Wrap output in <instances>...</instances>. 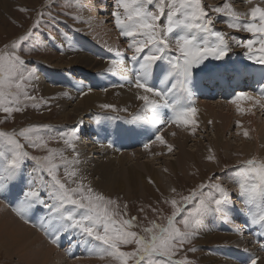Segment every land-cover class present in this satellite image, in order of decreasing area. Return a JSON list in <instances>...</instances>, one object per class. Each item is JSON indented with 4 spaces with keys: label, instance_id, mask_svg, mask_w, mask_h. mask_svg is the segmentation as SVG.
Masks as SVG:
<instances>
[{
    "label": "rangeland",
    "instance_id": "1",
    "mask_svg": "<svg viewBox=\"0 0 264 264\" xmlns=\"http://www.w3.org/2000/svg\"><path fill=\"white\" fill-rule=\"evenodd\" d=\"M1 1H0V29H1L0 30V57L6 56L8 52L10 51V49L6 48L5 45H11L13 42L17 41L19 37L24 36V35H27L28 39L21 42L20 48H17L14 50L15 53L19 55L23 61L26 62L25 69L22 70L24 73V79L18 80V78L15 76L11 78H7L6 76H0V79L5 81L2 91H4L5 93H10V95H8L7 97L9 101L7 106L12 107L14 109L11 113H6L2 109H0V133H7L9 135H12L14 133L18 134L22 129H26L31 126H40L37 128L35 133H30L29 135L32 137L33 140H36L37 142H42L44 146L32 147L29 145L28 140H26L24 137L16 135L15 138L18 139V141L22 145H24L23 150L27 151L30 157H40V158L49 156L50 155L49 150H51V152L54 154L53 162L61 166L57 172V176L62 182L66 184L67 187L74 188L82 184L85 186V188L91 187L94 193L102 194L106 199L115 201V204L108 205L109 210L114 211L116 213L114 218L117 221H121L125 219L133 220L134 218L132 226L131 227L125 226V229L128 231H133L137 233V235L145 237L146 239H150L153 234H159L160 227H157V226L168 227V220L169 218L172 217L173 212L176 211L177 208H181L183 209V211H181V213L175 217V219L173 220V226L180 229L181 231H185L183 221L184 219L188 217L187 209H191L192 205L191 204L186 205L183 198L186 196H192L193 193L196 194V202H198L201 199H204L209 193L216 195L218 198V193L215 189V185H221L222 187L227 189L228 192L230 193V200L232 199L234 201L233 203H231V201L229 200V204L232 206L231 216L234 215L236 218L227 219V218H224V215L222 218V216L219 214L205 216L202 219L200 227L196 231V234L189 241H186L182 246H179V245L177 246V251L175 255L171 257V260L176 263L179 262L182 264H219V263L220 264H231L232 260H235L237 258L235 257L237 255L238 258L236 262L239 261L238 264L239 263L247 264L248 262H249L248 264H250L251 259H256V262H257L259 261L260 257H263L262 251L264 249L261 247L258 251L259 253H256L259 255L249 254L248 258L244 261L239 258L242 257L245 254V252L248 251V249L246 250L247 247H245L244 245H241V246H238L239 250H236L231 247L230 248L227 247L228 244L225 243L226 241H233L241 237L240 232H234L231 230V228H233L231 226L232 223L241 221V218H247V220H250L249 223L252 226H255L254 228L250 230L251 232L249 233H256L258 238H253L250 243H252V241L254 240L257 242L259 238H261V240H264V228H261L258 224H252L251 218H249L250 216L247 214L249 211L253 213L259 211V201L252 200V201H249L248 204L246 205L244 200L240 197V187H239L240 183H245L249 186L251 184L258 185L260 183L259 177L254 172L249 173L247 176L243 174V169L246 167V162L249 160H253L257 165L264 163V158H263L264 156L262 158H259V157L256 158V156H259V155L253 154L252 155L253 157H252L250 154H247V155L246 153L244 154V152L241 150L243 146L240 147V151H237L236 144H237L238 139L240 140L241 138L242 142L246 144L253 143L252 140H249L248 135L244 136L245 134H243L245 133V126L239 127L237 124H234V127L231 128L232 135L231 133L227 134L226 138H224V141L225 140L229 141L230 143H232L234 147L230 145L226 146L223 144H222L223 146L222 145H219V147L217 146V149H215V151L217 152L215 153L216 155L219 156V158H215L212 156L210 157V155L207 154L206 156L204 155L205 158L202 159V155L198 154L197 161H193L190 164L191 172L188 171L189 173H187L186 175L180 173L179 170L177 171L176 166L173 170V173L169 169V165L171 164L177 165L178 163V160L174 158L173 156L174 154L177 153L178 151L177 148L172 146L174 149L172 148V150L169 151L168 147H165V146L163 147V145H161L160 151L168 150L167 152L165 151V153L167 154H164V153L156 154V152H154L153 154V157L157 156V157L163 158V160L160 161V163L159 161L149 162L147 158H141V157L137 159L133 157L132 159H130L131 160L130 165H133V166H129V168L130 169L133 168L137 170L140 169V171L137 176L133 177L129 175L128 173H126L120 179V181L123 182L124 185L129 184V181H128L129 178L134 179L135 184H132L131 190L129 191L126 190L127 193H121L119 195L118 192H110L107 194L97 192L95 188L93 187V185H90L91 183L88 182V180H85L82 178H78V180H76L77 177L75 175H70L71 173L75 171V169H73L70 163L73 162V160H71V157L75 156L76 151L80 148L79 140L81 139L85 140L86 138L84 137L89 135L88 133H84L82 128L84 129L88 127L87 130L89 131V133H91L92 128H94L93 126L95 125L94 123H91L93 120L95 122L96 118L101 117V115L106 116L109 114H112V117H114V120L116 119L118 120V117L119 118L122 117L120 116L121 112L127 113V115L125 116L132 123L131 124L132 127H136L137 121L135 122L133 120V117H135V115L133 114L147 115V113L141 114V107L143 106V103L145 102L137 98L139 95H142V93L140 92L138 94L139 89H135V87L134 88L128 87V89H130L129 93L134 92L135 94L134 97H136L137 99V101L134 104H132V102H130L128 99H126L127 103L125 104L120 103V100H121L120 98L116 100L113 104L107 103V105H110L111 107H107V108L104 107V109L102 110H99V109L89 110V112L88 111L85 112L87 114L85 113L83 114V116L85 115L84 117L82 116L83 118L81 117L79 119V117L75 113H73L74 110H76L73 108L75 105H77L76 102L78 101V99H80L79 98L80 95L79 93L75 91V89H77L80 92L82 89L84 90L87 89V86L91 84L92 87H89L90 90L89 89L85 90L86 91L85 93L87 94V91H90L91 93L98 94L97 91H100L102 88H104L103 86L105 83V80L103 79L104 73L109 72L107 73L108 79L114 77L112 74V71L109 70V68L111 69L113 60L117 61V56L119 55V52H121V50L115 51V50L110 49L109 44H113V43H114L113 44L114 46L117 45L124 50V53H122L124 54V57L122 58V61L120 63H124V65H127L128 69H131L132 73H130L129 77L135 83V70H138L139 66L137 63H136L137 65H135L134 61L129 59V56H133L134 49L129 48L128 46H130L131 44H135L137 41L141 40L142 38L144 39V37L140 35H137L133 38L126 37V38H129L128 39L129 44L128 46L124 45V43L122 42V38H121L122 37L121 30L117 27L112 17V12L114 10H117L114 8V6L111 8V13L108 15V19L111 24V26L108 28L110 31L109 33L110 35H113L112 39L116 40V41L113 40L112 42V39L110 38H104V40H100L98 37L96 38L95 32L93 31L95 28L93 29L91 26L92 22L88 19L85 20L84 14H85V9L88 8V6H90L89 0H5V1L1 0ZM155 1L157 0H152L151 3H146L145 8L151 11H156L154 9ZM160 1L161 3L159 5L160 6L162 5L164 8H163V14L161 15V20L158 21V24L163 25V23L165 22L167 23V14L165 12V9L167 10L169 14V12L175 11L177 7H180V2L179 0H160ZM221 1H223L222 5H225V4H229L231 6L234 5L236 9H238V4L235 2L241 3L240 0L239 1L233 0L235 1L233 2L234 4L228 3L229 0H215V3H211L210 0H201L202 7L205 9L207 16L211 18L213 21V24L211 27L215 31L218 30L220 33H222V35L225 36V39H227L228 44L226 45L228 46V54L226 57L220 60L209 58L208 60L204 61L199 67L193 69L195 71H198L197 73H192V75H190L192 79V84H191L192 88H190V90L194 91L195 94H197V98L190 97V98H193L194 100V104H192V106L194 107L197 106L196 107L197 113L194 118L195 123H193L195 125L194 126L195 133H193L194 136L191 140H195L197 138L198 140L201 139L200 141L201 143L198 142V144L207 145L208 146L207 149H209L210 148L209 143L207 139L204 137L206 136L208 139H211L214 133H212V127H211L212 125L210 123V118L208 117V114L210 113L208 111L210 110H208L209 107H207L206 104L210 105L211 101L213 102V101H219V100L226 102V104H230L231 102H229V100L231 101L233 97L232 95H234V93H239L238 89L240 88V86L241 87L245 86L248 90V91L246 90L245 93H249V95L250 96L252 95L254 99L244 100V102H237L238 106H234V109L237 111H240V114H245L243 116L245 120L252 119L254 126L255 125L260 126L258 134L259 135L261 134L260 131L262 129L263 133L260 136H263V138L261 137L260 142L262 143L261 145L264 148V101L259 99L260 101H262L263 105L261 106L262 108L256 107L255 111L254 109H251L249 105V102H251L252 106H255L258 103V101L255 99L258 96L256 95V93H254L255 92L253 91L254 89L252 90L253 87H251L250 89L247 85L248 80L249 79L251 80V76H253V74L251 76H249L248 74L251 69L245 70L243 74V77H244L243 83L247 81L245 84H243L242 82L241 84H237L236 78H235L237 77L236 73L234 74V76L229 75L230 78H228V76H225V75H221L218 77L210 76L211 72L214 71V68L220 66L222 64V61L223 62L227 61L230 57H234L235 55L240 54V52L244 53L245 55H246V52L247 54L253 53V55L259 52L258 43L254 44V47L251 51L247 48H244L240 43V41L242 42L243 40L246 41L249 39L251 40L256 39V41H258L259 40L258 34L256 36H253V34L246 33V31H244L243 29L233 30V29L227 28L225 27V19L223 18L216 19L221 16H224V17L227 16L226 11L222 13H217L216 11H212V16L210 17V8H211L210 5L211 6L213 5L212 7L215 9V7ZM173 3H175V8L171 10V8L173 7ZM164 4H166V6H164ZM261 6L262 8H264V5H261ZM238 10H240V8ZM239 13L241 12L237 13L238 17H239ZM176 16H175L176 19L182 18V17H176ZM121 17H125V15L121 14ZM239 19H240L239 20L240 23L250 22L251 20L250 15L249 16L246 15L243 18V20L241 18ZM127 23H131V22L127 21ZM37 24L39 25L38 27H37ZM64 24H68L72 26L73 28H70L69 26L64 27ZM64 28H65V33L62 31ZM58 30H61L60 31L61 37L59 36ZM78 32L79 33L82 32L80 34L87 37V44L84 42L79 43L75 46L74 49L69 48L70 43H68L67 46L64 45V43H67L70 41L71 36L75 35V33H78ZM118 35L121 37H118ZM226 36H229V37H226ZM46 38H51V39L60 38L61 42L58 41L56 43L58 45V49L56 51H58L59 53H56V51L51 50V49L57 48V46L52 43L46 44L45 42ZM63 38L65 40H62ZM88 38L92 41L93 44L95 43L94 44L95 46L94 45L92 46L88 43ZM231 39H236L238 43L236 45L232 44L230 42ZM105 40H110L109 42H111L106 45L107 49L105 47V44L98 43V42L105 41ZM213 41L214 39L212 38L209 44L214 45ZM116 42L118 44H116ZM174 48H175V45L171 44V55L169 56L171 58L174 56L176 57L178 55L176 52L173 51ZM258 54H259V57L264 56V53L259 52ZM84 56H86L89 59L91 58L90 60L92 61L93 66L90 65V66L85 67V66L69 65L71 61L72 63H74L75 60L79 61V59ZM126 56H128V60ZM118 57H120V55ZM104 58L105 60H103ZM131 64H133L134 66ZM38 65L41 69V72L40 70L38 71V69L35 68ZM108 65H110L111 67ZM166 67L172 68L171 66H166ZM201 68H207V69H205V71H201ZM47 69H49L50 74ZM29 70H32V74L30 77H29ZM43 70L47 71L48 74L46 73V76L43 74L42 72ZM77 70H79L80 73L84 75V77L86 76L85 78H87L91 83H87L84 80H81L82 83H80V82H77L75 79L71 78L73 76L72 75L73 72ZM173 70L179 71V69H176L175 67L173 68ZM68 74L71 75V77ZM61 75L63 76V81L61 79L62 78ZM91 75H94V76L98 75V79L92 77ZM171 75L172 73L171 74L166 73V76L169 79ZM205 77L210 78V80H204ZM221 77L226 78V79L223 80L221 79ZM39 78L42 79V82ZM159 78H160L159 81L161 84L159 90L164 91V88L167 89L168 84L166 83L163 77L160 76ZM176 79L178 80V78ZM198 80H199L200 86H198V83H197ZM12 81H15V82H12ZM120 81H122V79L120 77H117V82H119V84L113 83L112 87L107 89L105 92L104 91L99 92L100 93L99 95L102 96V98L106 99L107 101L110 98V95L108 96L107 92L118 93L123 90L122 86H125V85L123 81L122 82ZM205 81H208L211 84V86L216 88L215 90H218V93L219 92L220 93L218 95L212 93L213 94L212 97H208L206 93L209 94L210 92L209 91L204 92V89H205L204 83H206V85H210V84H208ZM224 81L225 82L230 81V83L233 85L236 83L234 86L238 85L237 87L234 88L233 94L226 92L225 86L228 84V82L226 84ZM17 82L20 84L19 88L16 87ZM177 83L180 84V81L178 80ZM201 83L204 85V89H201ZM64 84H66L67 86ZM77 84H79V86ZM165 85L167 86L165 87ZM43 87L46 89L44 90ZM179 87L181 86L179 85ZM179 89L180 90L175 89L174 93L177 96L178 91H179V96H184L182 101L184 103H188L189 94H185L184 92H182V88H179ZM187 89L189 90V88ZM67 94H69V96L64 97ZM221 94L222 95L224 94V95L222 96ZM149 97L151 100H155L156 98V97L154 98L153 94H150ZM261 97L262 99H264V96H261ZM61 98H65V99H61ZM118 106H120V109H118ZM16 107H19L20 111H15ZM61 107L64 109V111ZM137 107L139 108L138 110H136ZM205 107L206 109H204ZM79 109H82V107ZM68 110L70 111L73 110V112H70ZM97 113H100V114H97ZM167 113L170 114V112H164L163 116L166 115ZM150 114L151 115L149 116L148 119L145 118V122H147V125H149L152 129H156L157 127L151 124L152 123L151 122L152 113ZM65 119H68V120L66 121ZM255 119H257V122H255ZM160 120L162 119L160 118ZM87 121L90 123L87 124ZM169 121H170V116H169ZM238 121L239 120H237V122ZM83 122L86 123V125H83ZM160 123H165L164 119H163V122H160ZM160 123L159 125L158 124L157 125L160 126ZM205 123L206 125H204ZM209 123L211 126L208 125ZM243 123L245 122H241V124ZM163 125H165V129L161 131L160 135H162L163 138H166L167 140H170V141H173L174 139H176L177 135L175 132V128L171 129V126H167L166 124H163ZM252 126H250L251 133L254 134L255 132L253 130L255 128H252ZM184 127L185 126L180 125V126H177L176 129H180V133H181V132H184L182 130V128ZM74 129L76 131H73ZM169 129H171V131ZM184 130H186L188 134L193 129L190 127H185ZM197 130L198 132H196ZM203 130L207 131V133L203 132ZM237 131H240V134L237 135L238 139L237 137L236 138L234 137L235 135L234 133H236ZM101 133L105 134L106 132H104V129H103ZM151 134L152 132H149V136ZM153 134H154V137H153V141H154L156 140L155 139L156 133H153ZM172 134L174 136H172ZM195 135L197 136L199 135V137L196 138ZM119 136L120 135L118 134V132H116L115 141H116L118 148L121 151L126 152L130 156H136L137 152L140 153L139 150L135 151L134 149L133 150L130 149L133 152H130L129 150H125L126 148L121 146L119 143V140H118ZM98 137L99 139H102L101 135H99ZM104 137H106V139L104 140L110 139V135L108 134H106V136ZM150 138H152V135L150 136ZM134 139L136 140L135 137ZM66 140L69 142L65 143ZM96 140H97L96 136H93V143L94 141L96 142ZM144 142L145 141H143L142 143L144 144ZM242 142H240L239 144H241ZM154 143H157V142H154ZM190 144L192 145L193 143L191 142ZM194 144H197L196 141L194 142ZM148 145L153 146V142L150 141ZM8 147L9 146L7 145V141L5 140V138L0 136V149H7ZM224 148H226V150ZM145 149L146 147H144L142 150H145ZM61 154L63 155L64 159H61ZM92 155L94 159L96 158L102 159L100 158L102 157L101 154H97L94 152V154ZM79 158H82L81 155L79 156ZM172 158L174 159V161L170 160ZM175 160H177L176 163H174ZM189 161H192V160H189ZM140 162L141 163L148 162L146 163L145 167L150 171L146 172L147 174L144 171H142L143 165H138V163ZM41 166L43 168L45 167L43 164L37 166L36 171L38 175H32L30 178H32V180L36 182L37 188L38 187L40 188L41 186H45L43 190L49 192L50 189L47 187V185H50L52 181L50 177L47 176V174H44L43 168ZM152 171H155V172L153 173ZM161 171H165V173H163L162 175L167 177L166 179H168L167 181H169V183H172L173 188L171 189L172 190L171 192H167L164 186L162 187V184L161 186L155 185L154 176L155 174L162 173ZM60 172H61V175H59ZM228 185L231 187H229ZM124 188L127 189L126 186H124ZM133 189H136V190H133ZM201 193H203V195H201ZM42 196L45 197V199L47 198V201L52 198V197L48 198L47 196H44V194H42ZM237 197L239 198L240 203L237 201L238 200ZM173 200L176 201L175 206H173V203H172ZM0 203L2 204V202ZM68 208H72V207H68ZM215 215H217L218 218H215ZM40 224L38 227H34V228L36 229V231L40 232L41 234L44 233L45 240H48L47 238H49L50 236H48V234H46V231H45V229L48 230V226H43L42 228L41 227L42 224L41 225ZM147 229H151L152 231L149 232L147 231ZM48 231L50 232V230ZM242 231L244 232L245 230H242ZM66 232H63V235ZM230 237L231 239H229ZM204 239H207V240H204ZM46 242L50 244L51 246H53L54 248H56L57 251L59 252L62 251V250L60 251V249L58 248L59 245L61 244L60 241H59V245L57 244L58 247L57 245L55 246L56 243L53 245L48 241ZM66 245H67L66 249L67 251H69L71 247L69 244H66ZM136 247H137L136 244L132 243L128 245H122L121 250L126 251V252H131V251H134ZM240 247H242V251ZM248 248L251 249L252 246H249ZM45 252L47 253L46 250ZM249 252L252 253V251H249ZM62 254L64 255L63 257H65V260L67 262H74L66 258V257H69V252H68V255H65L64 252ZM84 256L85 255H83V257ZM102 256H100L98 252H96L94 253L93 257H90V258L97 260V259L102 258ZM220 256L223 258V260ZM81 260H83V258L76 259L75 261H81ZM263 260H261L262 262L261 261L257 262V264H261V263L264 264ZM153 261L163 262L164 260H162L160 256H156L153 258ZM153 261L146 260L143 262V264H153ZM0 264H18V259L14 256L5 254V250L2 249L0 250ZM129 264H134V261L130 259Z\"/></svg>",
    "mask_w": 264,
    "mask_h": 264
},
{
    "label": "snow or ice",
    "instance_id": "2",
    "mask_svg": "<svg viewBox=\"0 0 264 264\" xmlns=\"http://www.w3.org/2000/svg\"><path fill=\"white\" fill-rule=\"evenodd\" d=\"M151 2L152 0H115L114 2V8L117 10L112 12V17L117 27L121 30V34L125 37H135L137 35L144 37V39L130 45V48L134 49V54L129 59L139 64V69L135 70V83L133 86L145 93L137 98L145 102V109L151 110V122L153 124L160 123L157 112L160 101L151 100L148 94L163 98V106L170 108L172 112L169 122L177 126H190L195 122L194 118L197 109L191 106L190 103H184L179 97L173 96L172 100L168 99V95L174 92L175 85H172L167 91L158 90L151 86L150 80L153 74V66L156 61L162 58L163 54L171 50V42L174 40L175 51L178 55L175 57L173 66L179 69L185 79H187L192 75L194 68L199 67L209 58L220 60L226 57L228 46L220 33H213L211 27L213 21L207 16L201 0H181L180 7L167 15L165 29H161L158 25V21L163 14V6L161 5L157 11L148 10L145 8V4ZM248 2L250 3L251 0H248ZM173 7H175V3H173ZM119 8L124 9L126 20L121 18ZM226 10L227 15L234 18L229 23V27L243 29L253 34V36L259 35L258 41L249 39L242 41L241 45L251 51L254 44L258 43V51L264 53V8L259 6L251 8V20L245 23L239 22L237 13L228 4L214 9L217 13H222ZM177 13L182 15L181 19L175 18ZM176 29H179L180 34L173 36L172 34ZM200 33L216 35L219 43L210 45L203 42V37L198 36ZM27 39L28 36L24 35L11 45H5L10 51L6 56L0 57V76H6L7 78L15 76L18 80L24 79L22 70L25 69L26 62L14 50L20 48L21 42ZM146 49L149 51L146 52ZM141 53L144 54L141 56ZM260 62L264 63V56L261 57ZM112 63L115 65L117 61L113 60ZM31 74L32 70H29V77ZM4 83L5 81L0 79V109L6 113H11L14 109L7 106L9 103L7 97L10 93L2 91ZM16 87H20L18 82ZM249 99L254 98L243 92L237 97V100ZM236 102L233 101V103ZM103 107L111 106L104 105ZM15 111H20V108L16 107ZM143 119L144 117L141 116L133 117L134 121ZM38 127L40 126H31L22 129L18 134L14 133L12 135L0 133V136L5 138L9 146L7 149H0V192L5 191L7 186L14 180H24V166L29 159L35 161L37 166L43 164L45 166L43 172L52 181L50 185H47L50 189L47 194L52 197L54 203H46L41 196L45 186H41L38 189L36 182L29 178L27 187L23 190L22 196L16 203L15 211L18 216L25 219L29 209L37 203L43 204L44 207L48 208L53 213L48 223L51 224L53 220L59 222L53 231L49 232L45 229L46 234L50 235L53 243L59 244V235L62 232L71 230L79 233L81 241L87 245H93V242H98L95 246H103L100 247L101 253L115 258L119 264H129L130 259L134 261V264H143L146 260L153 261L156 256L167 257L168 260L163 262L153 261V264H176V262L171 260V257L175 255L177 246H182L196 234L205 216L219 214L227 218V211L230 210V193L221 185H215L218 198L212 193H209L198 202H196L195 193L192 196L183 198L186 205H192L191 209H187L188 217L183 221L185 231L173 226V220L183 211L181 208H177L173 212L172 217L168 220V227L157 226L160 227L159 234H153L150 239L139 236L133 231H128L125 226L131 227L134 218L133 220L117 221L114 218L116 213L108 208V205L115 204V201L106 199L102 194L94 193L91 187L85 188L82 184L74 188L67 187L58 178L57 172L61 166L53 162L54 154L51 150H49L50 155L43 158L30 157L29 153L23 150L24 145L15 138L16 135L24 137L32 147L44 146L42 142L33 140L29 135L30 133H35ZM73 131L76 130L74 129ZM245 136H247V132H245ZM155 139L162 144L165 143L162 135H156ZM68 142L67 140L65 141V143ZM144 147L147 148L148 144H145ZM168 148L169 151L172 150L171 146H168ZM9 152L11 156L7 154ZM61 159H64L62 154ZM251 172H254L259 177L260 183L258 185L251 184L250 186L240 183V197L246 205L252 200L259 201V211L255 213L249 211L247 214L251 217L252 224H258L261 228H264V163L257 165L253 160L247 161L243 174L247 176ZM34 174L35 171L33 170L28 175L31 177ZM70 175H75V173L73 172ZM172 203L173 206L176 205L175 200ZM65 205H71L72 208H65ZM77 209L83 210V212L77 214ZM25 222H28L27 219ZM41 227L43 228V225ZM147 231L151 232L152 230L147 229ZM132 243L137 246L134 251L126 252L121 250L122 245ZM250 264H257L256 259H252Z\"/></svg>",
    "mask_w": 264,
    "mask_h": 264
},
{
    "label": "bare ground",
    "instance_id": "3",
    "mask_svg": "<svg viewBox=\"0 0 264 264\" xmlns=\"http://www.w3.org/2000/svg\"><path fill=\"white\" fill-rule=\"evenodd\" d=\"M236 1H239V0H236ZM114 2H115V0H89L90 6H88V8L85 9V14H84L85 15V20L88 19V20H90L92 22L91 26H92L93 29L95 28L93 31L95 32L96 38L98 37L100 40H104V38H110V39L113 38V35H110V33H109L110 31L108 29L111 26L110 21L108 19V15L111 13V8L114 6ZM179 2H181V0H179ZM210 2L211 3H215V0H210ZM222 2L223 1L219 2L216 7L223 6ZM225 2H227V1H225ZM233 2H235V1L229 0L228 3H233ZM240 2L241 3L235 2V3L238 4V9L240 8V10L236 9L234 7V5L233 6L230 5L231 9L234 12H236V13L241 12V13H239L238 20H240L239 18H241L243 20V18L246 15L249 16L251 8L256 7V6H259V7L262 8L261 5H264V0H255V1L252 0L250 3L248 1H246V0H240ZM160 3H161L160 0L155 1L154 9L156 11H157L158 7L160 6L159 5ZM84 6H85V4H84ZM164 6H166V4H164ZM212 6L210 5V7H211L210 8V17L212 16V11H214V8ZM174 8L175 7H172L171 10L174 9ZM177 8H179V7H177ZM118 10L120 11L121 14L124 15V12H123L124 9L123 8H119ZM165 12L168 15V12H167L166 9H165ZM226 12H227V10H226ZM213 16H214V14H213ZM176 17H182V15L180 13H177ZM121 18L126 20V16L125 17H121ZM222 18L225 19V27L233 29V30L238 29V28H234V27H229V23L232 22V20L234 18L229 17L227 15L225 17L221 16V17H218L216 19H222ZM166 25H167V23L165 22V23H163V25H159V27L161 29H165ZM212 31H213V33H216V32L220 33L218 30L215 31L213 28H212ZM246 33H249V32L246 31ZM177 34H180L179 29L174 30V33L172 35L174 36V35H177ZM220 34L222 35V33H220ZM198 36L199 37H203V42H205L207 44H209V42L211 41L212 38L214 39V41H213L214 44H218L219 43V39L217 38L216 35L208 34V33H200V34H198ZM222 36L224 38V42L226 44H228L227 39H225V36L224 35H222ZM118 37H121V36L118 35ZM226 37H229V36H226ZM113 40L114 39H112V42H113ZM254 40H256V39H254ZM109 41L110 40H105V41H101V42L97 41V42L101 43V44H105V47L107 49L106 45L108 43H111ZM114 41H116V40H114ZM132 42H133V40H132ZM230 42L232 44H235V45L238 43L236 39H231ZM240 43H241V41H240ZM113 44H109V46H110L109 48L112 49V50H115V51L116 50L117 51L121 50V52H119L120 57H119V59L117 57V63H118V64L116 63L117 65H115V66L112 65V67L110 65H108V66L111 67V71L112 72L114 70L118 75H120V76L117 75V77H120L122 79V81L124 82L125 86H122L123 90L118 92V93H113V92L109 93V92H107V95L108 96L110 95V98L107 101H106V99L102 98V96L99 95L100 91L98 92V94L97 93H91L90 91H87V94L85 93L86 92L85 90L89 89V87H92L91 84H89L87 86V89H85V90L82 89L80 92L77 89H75V91L77 93H79V95H80L79 98L80 99H78V101L76 102L77 105H75L74 108H73V109H76V110H74V112H73V110L72 111L68 110V111L75 113L79 117V119L83 116V114L85 112H87V111L89 112V110H92V109L93 110L94 109L102 110V109H104V107H103L104 105H107V103H109V104L112 103L113 104L116 100H118L120 98H121L120 103H124V104L127 103L126 99H128L130 102H132V104H134L137 101L136 97H134L135 96L134 92H130L129 93L130 89H128V87L129 88H132V87L134 88V86H133L134 85V81H132L131 78L129 77L130 73H132L131 69H128L127 65H123L124 63H120L122 61V58L124 57V54H122V53H124V50L121 47L117 46V45L114 46ZM116 44H118V43L116 42ZM171 44L175 45L174 40H172ZM117 47H118V49H117ZM173 51L176 52L175 48H174ZM174 52H173V54H174ZM258 53L253 55V53L247 54V52H246V55H245L244 53L240 52V54H237L234 57H230L227 61H224V62L222 61V64L220 66L214 68V71L211 72V74H210V76L218 77V76H221V75H225V76H228V78H230L229 75L230 76H232V75L234 76V74L236 73V76H237V77H235L236 78V82H237V84H241V82L242 83L244 82L243 74H244L245 70L251 69L248 74H249V76H251L253 74V76H251V80L247 79L248 82L247 81L246 82H247V85H248V87L250 89H251V87H253L252 90L254 89L253 90V91H255L254 93H256V95L258 96V97L255 96L256 97L255 99L258 101V103L255 106H252L251 102H249L250 108L254 109V111H255L256 107L262 108L261 107L263 105L262 101H264V99H262V97H261V96H264V63L260 62L261 57H259ZM175 55H177V54H175ZM130 57L131 56H129V58ZM250 57H252V58H250ZM90 59L87 58L86 56H84V57H81L79 59V61L75 60L74 63H72V61H71V63H69V65L85 66V67L90 66V65L93 66V63H92V61ZM103 60H105V58ZM161 60H162L163 63H165L164 64L165 65V72L163 73L160 70L156 71V72L160 73L159 77L161 76V77H163L165 79L166 83L168 84L167 89L172 87V85L176 86L175 87L176 90H180L179 88H182V92H184L185 94H189V102L188 103H190L191 105L194 104L193 98H197V94H195L194 91L190 90V88H192V86H191V84H192L191 76H189L187 79H185L183 73H181V75H179V78H178V80L180 81V84H178L177 83L178 80L176 79L175 75L172 74L170 79L166 76V73H170L171 74V70H172V68H169V67H166V66H171L170 63H172V62L168 63L167 61H164L163 57L161 58ZM134 63H135V65L138 64L135 61H134ZM131 65H133V64H131ZM131 65H130V67H131ZM65 66H66V64H65ZM138 66H139V64H138ZM90 69H91V67H90ZM205 69H207V68H201V71H205ZM47 70L49 72V69H47ZM109 70H110V68H109ZM42 72L46 76L47 71L43 70ZM156 72L153 71L152 75L156 76L155 75ZM197 72L198 71L192 70V73H197ZM49 74H50V72H49ZM72 75H73L72 77H71V75H69V76L71 78L75 79L77 82L82 83L81 80H84L87 83H91L87 78H85L86 76L84 77V75L82 73H80L79 70L74 71ZM53 76H55V75H53ZM61 77H59V78H61L62 81H63V76L61 75ZM66 77H68V76H66ZM41 78H39V79L42 82ZM53 79H55V78H53ZM151 79H152L151 82H150L151 86H153L154 88H157L159 90L160 89V85H161L160 81H159L160 78L158 79V78H155V77H151ZM221 79L224 80L226 78H222L221 77ZM204 80H210V78H206L205 77ZM122 81H120V82H122ZM205 82L210 84L208 81H205ZM227 82L228 81H226L225 83L227 84ZM197 83H198V86H200L199 80H198ZM245 83H243V84H245ZM79 84H77V85L79 86ZM177 84H178V86H177ZM64 85H66V84H64ZM179 85L181 87H179ZM204 85H205V89H204ZM204 85L201 83V89H204V92H207V91L210 92L209 94L206 93V95H208V97H212V95H213L212 93H214L216 95H218L220 93V92L218 93V90H215L216 88L212 87L211 84L210 85H206V83H204ZM234 85L231 84L230 81H229L228 84L225 86L226 92H228L230 94H233L234 88L238 86V85H236V86H234ZM166 86L167 85H165V87ZM82 87H84V86H82ZM187 88H189V90ZM43 89L45 90L46 88L43 87ZM135 89H137V88H135ZM167 89L164 88V91H167ZM54 90H56V89H54ZM246 90H247V88L245 86L244 87L240 86V88L238 89L239 93H234V95H232L233 97H232L231 101L229 100V102H231L230 104H226V102H224L222 100L221 101L220 100L219 101H213V102L211 101L210 105L206 104V106L209 107L208 110H210V111H208V112H210L208 114V117L210 118V123H211L212 126L210 125V123L208 125H210L212 127V133H214L211 139H208L206 136L204 137V138L207 139V141L209 143V147H210L209 149H207V147H208L207 145L198 144V142L201 141V139L198 140V138H197V137H199V135L198 136L195 135V137L197 139H195V137H194L195 140H191L193 138V136H194L193 133H195L194 132V126H195L194 124L190 125V128H192L193 130L191 132H189L188 134H187L186 130H184L185 127L182 128V130L184 132L180 133V129H176L177 128V126H175L176 124L169 122V115L170 114L167 113L166 115L163 116V113L164 112H169L170 108L162 107L163 106V98L158 97V96H154V95H153L154 98L156 97L155 100L160 101V106L157 109L158 115L162 119V120H160V122H163V119H164L165 123H160V126H158L159 124L157 125V124L151 123V124H153V126L157 127L155 130H152V129L145 130L143 132H138V133H136L134 135V137L136 139L138 137L145 138L146 141H147L146 144H149L150 141L153 142V146H149L150 148L148 147L145 150H139L140 153L137 152L136 156H130L126 152L121 151L118 148V146L116 144V141L114 140L116 132H119V130L117 129L115 133H114V131L121 124V121L119 122V124L115 125V127H113V128H105L104 132H106V133L105 134L101 133L102 139H99V137H98L99 135H98L96 137L97 140H96V142L94 141V143H93V136L92 135L89 136L90 133L87 130L88 127L84 128V129L82 128L83 132L84 133H88L89 135L84 137V138H86L85 140L84 139L79 140L80 148L76 151L75 156L71 157V160H73V162L70 163V165H72L73 169H75L74 172H75V176L77 177L76 180H78V178H82V179L88 180V182L91 183L90 185H93V187L95 188V190L97 192H100V193H103V194H107V193H110V192H118L119 195L121 193H127L126 190L127 191L131 190L132 189V184H135V181H134L133 178H129V180H128L129 184L128 185H124L123 182L120 181V179L126 173H128L129 175H131L133 177L137 176L139 174V171H140V169L137 170V169H133V168L130 169L129 168V166H133V165H130V163H131L130 159H132L133 157H135L136 159L141 157V158H147L149 160V162H152V161L157 162V161H159V163H160V161H162L163 158H160V157H157V156L153 157V154H154V152H156V154H161V153L167 154V153H165L166 150L165 151H162V150L160 151V146L161 145H163V147L164 146L165 147H168V146L172 147L173 146V147L177 148L178 151L173 156H174V158H176L178 160V163H177V165H174V164L169 165V169L173 173V170H174V168L176 166V170L177 171L179 170L180 173L186 175L187 173H189L188 171H190L191 162L197 161L198 154L202 155V159H204L205 158L204 155L206 156L207 154L210 155V157L212 156V157H215V158H219V156L216 155V153H215V152H217V151H215V149H217V146L219 147V145H222V144L226 145V146H229V145L233 146L232 143H230L229 141H227V140L224 141V138H226L227 134L231 133V135H232V129L231 128L234 127V124H237L239 127L240 126H242V127L245 126V132H247L249 140L253 141L252 144H246V143L242 142V139L240 138V140H239L238 137H237V135L240 134V131H237L236 133H234L235 134L234 137L235 138L237 137V139H238L237 140V144H236L237 151H240V147L243 146L241 150L244 152V154L245 153H246V155L250 154L251 156L253 154H255V155H259V156H256V158L257 157L262 158L264 156V148L262 147V145H261L262 143L260 142L261 141L260 140L261 137L263 138V136H260L263 133L262 129L260 131L261 134L259 135L258 131L260 129V126H257V125L254 126L252 119L245 120L243 118V116L245 114H240V111H237V110L234 109V106H238L237 102H244V100H237V97L239 96L240 93H242V92L245 93ZM52 91H53V89H52ZM139 92L142 93V95L145 94L142 90H140V91L138 90V94H139ZM174 92H175V90H174ZM174 92L168 95V97H169L168 99L169 100H172L173 96L176 97V94ZM52 94H53V92H52ZM148 95H150V94H148ZM204 95H205V93H204ZM67 96H69V94L65 95L64 97H67ZM177 96H179V91H178ZM55 97H56V95H55ZM73 97H74V95H73ZM75 97H76V95H75ZM190 97H193V98H190ZM41 98H42V96H41ZM61 99H65V98H61ZM259 99L262 100V101H260ZM233 101H237V102L233 103ZM62 107H64V106H62ZM81 107H82V109H79ZM118 109H120V106H118ZM138 109L139 108L137 107L136 110H138ZM204 109H206V107ZM63 111H64V109H63ZM198 112H200V111H198ZM132 113H134V112H132ZM143 113H147V115H140L141 117H144V119L141 120V121H144L145 118L148 119L149 116L151 115L150 113H152L151 110L145 109L144 103H143V106L141 107V114H143ZM64 114H66V113H64ZM85 114H87V113H85ZM97 114H100V113H97ZM129 114H131V113H129ZM66 115H68V114H66ZM125 115H127V113H124V112L120 113V116H125ZM253 118H254V116H253ZM65 120L67 121L68 119H65ZM120 120H121V117H120ZM237 120H239L238 121L239 123L237 122ZM93 122H94V120H93ZM93 122H91V123H93ZM198 122H199V120H198ZM241 122H245V123L241 124ZM255 122H257V119H255ZM89 123L90 122L87 121V124H89ZM145 124L147 125V122ZM163 124H166L167 126H171V129L175 128V132H176L177 138L174 139L173 141H170V140H167L166 138H164L165 143H163V144L160 141H157V143H154L155 140L153 141V137H154L153 133H156L155 136L156 135H160L161 131L165 129V125H163ZM83 125H86V123L83 122ZM204 125H206V123ZM250 126H252V128H255L253 130L255 132L254 134L251 133ZM148 127L151 128L149 125H148ZM94 128H96L99 131L102 130L101 128H97V127H94ZM171 129H169V130L171 131ZM169 130H167V131H169ZM213 130H214V132H213ZM255 130H257V131H255ZM149 132H152V134H151L152 138H150L151 135L149 136ZM196 132H198V130ZM203 132L207 133V131H204V130H203ZM106 134L110 135V139H108L109 141L108 140H104V139H106V137H104V136H106ZM243 134H245V133H243ZM172 136H174V135L172 134ZM134 137H133V140L135 141ZM113 140H114V143H111L110 141H113ZM195 141H196L197 144H194ZM191 142L193 143L192 145L190 144ZM240 142H242V143L239 144ZM224 149L226 150V148H224ZM125 150H128V149H125ZM132 150H129V151L133 152ZM94 152L97 153V154H101L102 157H100V158H102V159H99V158L94 159V157L92 155V154H94ZM80 155H81L82 158H79ZM148 156H150V157H148ZM135 158H134V160H135ZM188 159L192 160V161H189ZM170 160L174 161L173 158L170 159ZM177 160H175L174 163H176ZM146 163H148V162H143V163L140 162V163H138V165H143V170L142 169L141 170L144 171L145 173L150 171V170H148L145 167ZM159 163H157V164H159ZM155 170H157V169H155ZM152 172L154 173L155 171H152ZM161 172L162 173L155 174V176H154L155 185L161 186V184H162V187L164 186V188L166 189L167 192H171L172 191L171 189L173 188L172 183H169V181H167L168 179H166L167 177L162 175L163 173H165V171H161ZM59 175H61V172L59 173ZM229 179H231V178H229ZM141 180H142V178H141ZM86 183H87V181H86ZM123 185L126 186L127 189H125ZM229 187H231V186H229ZM133 190H136V189H133ZM232 198H233V196H232ZM230 201H231V203L234 202L232 199ZM237 201L238 202L240 201L239 198H238ZM3 206L4 205L0 203V207H1L0 208V250L3 249V250H5V254L16 257L18 259V264H68V263L69 264H72V263L73 264H119V262L115 258H113V257H111V256H109L107 254H103L102 253L103 254V256H102V254L100 253L101 252L100 250H95V253L98 252V254L100 256H102V258H100V259L95 260V259L90 258L89 256L85 255L83 260H81V261H75L74 260V262H67L65 260V257H63L64 255L62 254L63 252L61 250L60 251L62 253L57 251L56 248H54L53 246H51L50 244H48L46 242L48 240H45L44 233L41 234L40 232L36 231V229L34 227L26 225V223L23 222L20 219L19 216H13L14 213L11 210L9 211L5 206H4L5 207L4 208ZM229 209L230 210L227 211V219L236 218L234 215L233 216H229L228 215L229 213H231L230 206H229ZM45 215H46V213L45 214H41L39 216H45ZM221 216L223 218V215H221ZM215 218H218V216L215 215ZM224 218H226V217L224 216ZM249 218H251V217H249ZM53 221H55V220H53ZM249 221L250 220H247V218H241V221H238L236 223H232L231 226L233 228H231V230L234 231V232H240L241 233V237L236 239V240H233V241H226L225 242L226 244H228L227 247H229V248L231 247V248L236 249V250H239L238 246H241V245H244L245 247H247L246 250L248 249V251L245 252V254L242 257L239 258V259H242L244 261L248 258L249 254L259 255V254H256V253H259L258 252L259 248H261L262 245H264L263 244L264 240H261V238H259V240H257V242L254 240V241H252V243H250L253 238H258V236H257L256 233H249V232H251L250 230L255 227V226H252L249 223ZM54 225H58L56 221H55ZM51 227H53V226H51ZM205 228H203V229H205ZM242 230H245V231L243 232ZM70 232H72V231L69 230L66 233L69 234ZM48 236H50V235L48 234ZM237 236H239V235H237ZM34 237H35V239H34ZM243 238H244V240H243ZM229 239H231V237ZM204 240H207V239H204ZM79 242L83 243L82 241H79ZM220 243H222V242H220ZM230 244H232V245H230ZM56 245L57 244H55V246ZM58 245H57V247H58ZM213 245H214V243H213ZM249 246H252V248L251 249L248 248ZM66 247H67V245H66ZM87 248L88 249H92V245H88ZM240 249L242 251V247H240ZM45 250L47 251V253L45 252ZM249 251H252V253H250ZM263 253H264V251H263ZM235 257L238 258L237 255ZM237 258L235 260H232L231 264H238L239 261L236 262ZM263 259H264V254H263V257H260L259 261H261ZM222 260H223V258H222ZM259 261H257V262H259ZM241 264H245V263H241ZM261 264H263V263H261Z\"/></svg>",
    "mask_w": 264,
    "mask_h": 264
}]
</instances>
